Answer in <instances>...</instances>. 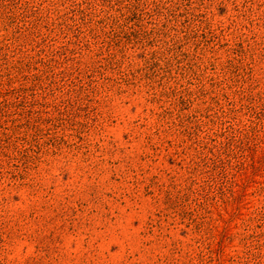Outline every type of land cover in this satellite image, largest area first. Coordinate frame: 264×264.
Segmentation results:
<instances>
[{"label":"rangeland","instance_id":"rangeland-1","mask_svg":"<svg viewBox=\"0 0 264 264\" xmlns=\"http://www.w3.org/2000/svg\"><path fill=\"white\" fill-rule=\"evenodd\" d=\"M0 264H264V0H0Z\"/></svg>","mask_w":264,"mask_h":264}]
</instances>
